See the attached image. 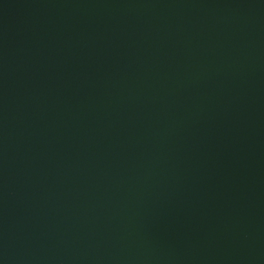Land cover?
<instances>
[{"label":"water","instance_id":"water-1","mask_svg":"<svg viewBox=\"0 0 264 264\" xmlns=\"http://www.w3.org/2000/svg\"><path fill=\"white\" fill-rule=\"evenodd\" d=\"M0 264H264V0H0Z\"/></svg>","mask_w":264,"mask_h":264}]
</instances>
